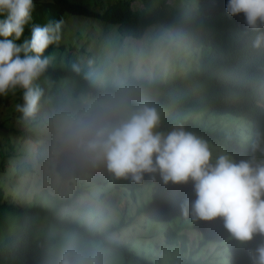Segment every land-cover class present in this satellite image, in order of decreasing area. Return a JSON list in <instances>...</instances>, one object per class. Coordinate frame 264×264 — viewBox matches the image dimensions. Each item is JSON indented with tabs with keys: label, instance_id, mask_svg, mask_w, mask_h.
<instances>
[{
	"label": "trees",
	"instance_id": "trees-1",
	"mask_svg": "<svg viewBox=\"0 0 264 264\" xmlns=\"http://www.w3.org/2000/svg\"><path fill=\"white\" fill-rule=\"evenodd\" d=\"M135 0H118L103 12L85 3L72 0H36L37 7L32 21L26 27L24 36L17 43L30 39L33 25L46 26L63 22L66 15L83 16L103 21L116 27L121 40H141L149 28L158 25L169 40L188 44L192 49L187 57L172 66L170 80L134 79V99L147 102L161 111L167 110L161 119L158 131L167 134L177 127L195 134L208 145L221 147L231 159L239 162L248 160L253 166L264 163V45L253 46L257 33L246 25L245 17L229 16L226 13L227 0H207L200 9L186 7L173 10L169 0L149 8L150 0H141L144 8L134 9ZM0 16V19H3ZM264 31V29H262ZM50 63L47 71L35 82L43 89L41 103L55 110L66 105L81 93L95 90L102 76L92 74L95 66H84L77 45L67 49L66 45L55 43L44 53ZM75 66V67H74ZM106 66H102L100 70ZM79 69L77 71L76 69ZM19 101H23L20 90ZM7 103V101H5ZM230 115L246 121L244 132L226 126L222 116ZM188 118V119H185ZM202 122V123H200ZM28 124H20L14 133L32 145L29 160L17 165L16 178L34 172L33 162L42 164L49 158V150L41 137ZM16 128H21L17 129ZM6 171L5 163L0 166V175ZM80 175L76 168L75 177ZM159 176L158 174H145ZM113 189H125L136 201L142 182L110 175ZM175 185V184H174ZM173 185V186H174ZM190 193V201H176L169 205L165 201L155 202L139 211L146 214L169 215V224L161 232L169 246L178 248L179 255L173 264H216L217 256L227 264H251L250 253L264 244V235H256L252 241L235 239L224 227L223 219L204 220L191 212L190 204L195 199L193 183L180 184ZM172 186V187H173ZM73 198L56 199L53 205L32 202L10 201L0 186V264H55L60 256L52 248L55 245L78 246L81 244L94 252L100 264H156L144 255H139L131 243L120 242L125 224L111 226L100 231L94 225L81 224L64 214L74 209ZM170 192L167 189L165 194ZM187 208V211L185 210ZM221 222V230L227 232L226 250L218 247L210 255H204L205 240L195 250L188 251V237L185 230L198 229L213 221ZM183 232V234H182Z\"/></svg>",
	"mask_w": 264,
	"mask_h": 264
},
{
	"label": "clouds",
	"instance_id": "clouds-1",
	"mask_svg": "<svg viewBox=\"0 0 264 264\" xmlns=\"http://www.w3.org/2000/svg\"><path fill=\"white\" fill-rule=\"evenodd\" d=\"M34 0H0V97L20 90L23 103L16 111L24 119L39 111L43 89L35 82L47 71L44 55L60 40V24L33 25L30 39L17 43L32 21ZM229 16L243 15L257 33L253 46L264 45V0H227ZM75 67V66H74ZM79 71V69H76ZM143 72L119 79L106 76L95 90L81 93L49 114L51 155H68L90 167L100 166L116 178L139 183L144 175L158 174L163 183H193L191 212L204 220L222 218L237 240L249 242L264 235V163L236 162L228 155L213 154L206 141L177 127L158 131L157 107L134 99L133 80ZM187 211V208L185 209ZM251 264H264V244L250 253ZM55 264H100L94 252L66 246Z\"/></svg>",
	"mask_w": 264,
	"mask_h": 264
},
{
	"label": "rangeland",
	"instance_id": "rangeland-1",
	"mask_svg": "<svg viewBox=\"0 0 264 264\" xmlns=\"http://www.w3.org/2000/svg\"><path fill=\"white\" fill-rule=\"evenodd\" d=\"M72 1L85 3L95 10L103 12L118 0ZM206 1L169 0V4L174 7L173 10L183 7L200 9L206 5ZM159 2L160 0H150L148 7L153 8ZM133 7L142 9L144 3L141 0H135ZM157 28L162 29L158 25L152 26L141 40L130 38L121 40L113 25L94 18L66 15L63 22L60 23V40L56 43L66 45L67 49L77 45L83 65L95 66L92 69V74L95 77L101 75L102 79L106 76L119 79L126 72L133 74L141 70L143 76L139 79L168 81L173 74L170 64L180 62L187 57L188 53L192 52V49L188 44L177 43L174 40L172 44L169 40L172 35L164 30L168 34V38L160 31L155 30ZM104 65L106 67L101 71L100 68ZM19 98L18 90L0 97V166L4 162L6 167V171L0 175V186L5 190V197L12 202H32L37 196L39 202L53 205L58 198H73L77 190L80 189L74 200L77 205L73 210H67L64 213L66 216L71 215L81 224L94 225L100 231H105L111 226H118L123 222L125 229L118 239L120 242L131 243L137 254L148 257L156 264H173L179 255V250L167 245L164 234L161 232L171 224L170 216L139 213V211L158 201H165L169 205L176 201L186 203L190 201L188 190L180 184H165L159 176L144 175V186L137 192L136 201H134L127 190L112 188L109 183L111 173L106 167L93 168L68 155L53 159L51 155L52 141L48 132V117L54 109L50 110L47 104L41 103L35 117L24 119L15 108L16 104L23 103V101H19ZM168 113L167 110L161 111V119L166 118ZM221 118L227 120L226 126H236L238 133L244 132L241 127L242 124H246L244 119L230 115ZM20 124L34 126V130L49 150V158L42 164L37 161L33 162V173L23 178H16L17 165L29 160V155L32 153V145L14 133V128ZM17 129L21 128L15 130ZM208 146L213 154V160L219 155H227L221 147ZM78 167L80 175L76 178L75 170ZM167 189H170V192L165 194ZM185 235L189 240L188 251L195 250L201 242L208 240L209 244L203 247L202 258L215 252L218 247H221L223 250L221 253L224 255L228 234L221 230L220 221H213L198 229L185 230ZM77 247L88 251V248L84 247L81 242ZM63 249V245L58 244L52 248L59 255ZM215 262L216 264H227L224 258L218 256ZM107 264H113V262L108 261ZM117 264L125 263L119 261Z\"/></svg>",
	"mask_w": 264,
	"mask_h": 264
}]
</instances>
